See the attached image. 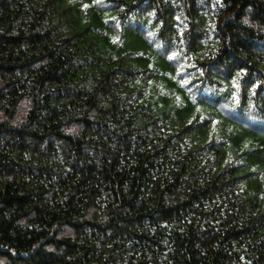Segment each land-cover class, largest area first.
I'll use <instances>...</instances> for the list:
<instances>
[{
	"label": "trees",
	"instance_id": "1",
	"mask_svg": "<svg viewBox=\"0 0 264 264\" xmlns=\"http://www.w3.org/2000/svg\"><path fill=\"white\" fill-rule=\"evenodd\" d=\"M0 116V264H264V0H0Z\"/></svg>",
	"mask_w": 264,
	"mask_h": 264
},
{
	"label": "rangeland",
	"instance_id": "2",
	"mask_svg": "<svg viewBox=\"0 0 264 264\" xmlns=\"http://www.w3.org/2000/svg\"><path fill=\"white\" fill-rule=\"evenodd\" d=\"M29 106H30V103L27 100H23L20 103V105L18 107V110H17L16 120L19 121V120H21V119H23L25 117V115H26V113H27V111L29 109ZM0 118H1V116H0Z\"/></svg>",
	"mask_w": 264,
	"mask_h": 264
}]
</instances>
